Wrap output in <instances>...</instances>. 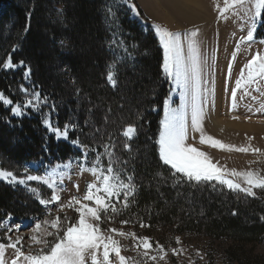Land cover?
<instances>
[{
  "label": "rangeland",
  "instance_id": "obj_1",
  "mask_svg": "<svg viewBox=\"0 0 264 264\" xmlns=\"http://www.w3.org/2000/svg\"><path fill=\"white\" fill-rule=\"evenodd\" d=\"M24 1L26 2L27 0H8L9 3L15 4L24 3ZM175 1L104 0L111 36L107 40L112 59L110 65L114 64L118 73L120 67L135 64L140 53V56L145 55L144 51L146 50H142L139 46L140 44H135L134 41L137 37L132 31H128L126 34L122 33L117 23L123 18L127 19L129 16L128 21L131 22V30H136L139 27L145 32L152 31L159 43V36L153 27L154 24L167 28L174 33H180L183 43L182 55L185 63L190 66L192 63L190 57L193 55L198 56L200 83L198 99L195 102L202 108V132L195 130L191 122L195 90L194 81L191 78L188 80L187 85L184 86L177 83L175 76L168 77L164 73V77L169 81L171 89L170 94L165 99V101H168L167 108L164 102L161 121L165 119L166 111L169 114L173 111L177 114H184L187 126V144L206 153L211 162L218 167L228 170L235 169L238 172L252 170L264 175V80H261L259 83V91L256 90L257 85H243V82L242 87L236 89V82L241 79V71L244 69V65L257 51H264V44L261 43V41H264V38H258L256 36L261 18L257 20L255 25L254 40L249 42L244 37H246L249 28L252 27L250 19L251 12L247 16L242 12L239 17L229 12L227 19L220 18L218 11L214 7V0H207L208 2L211 1V13L209 23L205 24L202 21L203 19L191 21L193 19H189V16L186 14L184 17L183 14L179 15V11H176V8L179 10V7L174 5ZM200 1L203 3V0ZM59 3L56 0L54 5L58 10V14H61L63 2H61V5ZM219 3L223 7V0H219ZM130 5H135L139 15L134 14ZM8 6L7 3L0 4V78L2 75L9 77V82L2 84L3 89L0 88V93L13 103L5 104L2 100L0 101L10 112L11 119L9 123L12 118L24 119L25 117H38L47 130L44 134H48L49 136L54 135L56 139L69 140L75 146V153L67 159L60 161L53 160L52 158H36L17 164L8 161L4 153L0 152V169L12 171L19 178H24L27 175H37L51 177V179L56 181V190L61 199L60 201L45 205L40 203V200H50L53 189L42 182L27 181L26 185H20L0 179V184L12 187L20 197L31 200L36 206H38V203L42 207L40 208L38 206L40 208L39 212H37L38 214H31L28 217H18L8 214L6 217L0 218V244L7 245L10 242H15L17 238H20L17 247L25 254H35L42 245L35 243L32 237L43 236L46 231H56L50 227V224H46L45 221H51L59 216L61 217V224L65 227L69 223L75 224L77 222L79 214L71 208L61 210V205L67 204L72 197L82 198L86 194L89 183L95 182L99 185V181H96V178L88 169L93 167L106 168L111 160L121 180L128 183V177H132L131 183L136 185L137 192L142 180L134 169H132L131 164L137 157L135 144L138 140L139 129L135 124L123 123L117 132H109V130H102L101 127L96 128L98 126L96 125L93 132L98 131V134L93 133L89 136V139L93 140L91 146L82 144L79 140H70L69 138L78 132L81 134L80 139L84 135V130L80 129L81 123L79 122V116H76L72 110H69L67 113V106L63 101H54L43 97L31 79L32 72L30 68L23 61L19 62L13 58L14 54L19 50V47L15 43L11 44L12 41L10 39L17 40L19 33H13L14 24L11 15L5 16L9 9ZM50 16L52 17L53 15L49 14ZM192 31H197V35L191 37L195 41L194 53L189 52V37L185 35L186 33L190 34ZM62 44L68 46L67 41L62 42ZM160 46L163 49L161 43ZM9 57H11L15 67L4 68L3 63ZM61 69L63 71V68ZM108 69L109 66L107 72ZM67 72L69 73V70L64 69V73ZM224 75L226 76L225 78H223ZM244 75H247L246 70ZM71 77L68 76L69 81L73 83L74 81ZM116 79V87H113L107 81L112 88L118 87V75ZM223 79L226 80L224 83V91L222 92L220 90L219 92ZM7 85H10L8 90H6ZM246 88L247 94L245 92ZM234 89H236L235 101L232 98V91ZM29 100L32 101L31 105L27 104ZM215 102L220 103L223 107L222 118L226 120V125L223 126V129L216 128L215 126L217 119L214 118L218 115L217 109L214 112ZM18 105L22 110L21 115H15L11 111L12 108ZM45 121H47V124ZM104 122L105 124H110V119L104 118ZM48 124H51L52 128H59L62 131L67 125V138L63 136L58 137L48 127ZM90 125L89 119L85 126L88 128ZM128 125L135 126L137 130L131 140L123 136V131ZM93 126L91 125V128ZM161 130L162 125L160 132ZM190 130L195 132L196 138L190 136ZM202 134L205 138L210 136L222 142L224 145L234 146L235 148L249 147L251 149H259L260 152L229 151L218 146L213 147L209 143L202 144L200 142ZM74 141L77 143H74ZM125 144H128L129 147H125ZM109 153L112 155L109 156ZM97 159L100 161L99 164H97ZM65 165L70 166L64 167ZM163 172L162 178L166 180L170 176L168 178L175 187L181 185L184 188L186 185H189L194 189H204L224 201H233L240 207H255L256 211L259 212L258 217H260L261 222H264V219H262L264 217V190L254 189L256 196L252 197L239 191L230 190L216 181L189 182L180 173L173 175L174 170L171 172H165L163 170ZM229 178L241 183L242 186H246L240 177ZM189 183H193V185ZM197 186L203 188H196ZM30 189H35V193L30 191ZM134 197H129V207L127 209H123L118 204L117 206L121 207L122 210L114 215L109 213L112 218H105L100 224L105 235L110 234L107 232V229L115 228L125 233H135L136 237L149 238L152 248L147 251L149 257H157L155 261L144 256L145 249L137 247L139 240L133 239L130 236L122 237L114 233L112 234L115 239L120 241L121 255L128 258L127 264H264V231L253 242L239 243L227 237L216 238L206 233L180 230L178 223L175 225L152 223L151 220L142 217L141 213L133 206L131 200ZM113 202H115V198H113ZM84 203L91 204L88 201H84ZM65 216L70 219L65 221L63 219ZM122 221H128V223H121ZM93 222L95 223V221ZM141 224L144 227H141ZM37 225L41 226L38 232L36 231ZM44 238L49 242L53 239L52 237ZM177 238H179V243L177 242ZM157 244L163 247V253L159 252ZM173 249L176 250L175 254L172 251ZM102 254L103 249L101 248L98 253L100 259H102ZM160 255H165V258L163 260L159 259ZM14 258L15 250L6 248L3 257L5 264H11ZM110 260L112 264H119L115 254L111 252ZM18 264H26L23 257L20 258Z\"/></svg>",
  "mask_w": 264,
  "mask_h": 264
},
{
  "label": "trees",
  "instance_id": "obj_2",
  "mask_svg": "<svg viewBox=\"0 0 264 264\" xmlns=\"http://www.w3.org/2000/svg\"><path fill=\"white\" fill-rule=\"evenodd\" d=\"M55 1L27 0L15 4L0 0V4L9 5L5 16L11 15L13 33H19L17 40L10 39L11 44L19 47L13 58L30 68L31 79L43 97L63 101L67 113L72 110L79 116L84 135L80 139L78 132L69 139L91 146L93 140L89 136L96 125L104 131L117 132L123 123L135 124L139 129L137 157L131 167L142 182L131 201L142 217L152 223H178L180 230L227 237L239 243L255 241L264 231V222L255 207H240L189 185L175 187L170 176L162 178L163 170L172 171L160 160L157 144L170 84L164 77L163 49L155 34L139 27L131 30L129 16L117 23L123 34L132 31L137 37L135 44L146 51L145 55L139 54L135 64L120 67L118 87L112 88L106 78L112 59L107 45L111 36L104 0H58L60 5L63 2L61 14ZM256 36L264 38V14ZM64 41L68 46L62 44ZM64 69L69 73H64ZM68 76H72L73 83ZM6 82L9 77L2 75L1 89ZM7 86L6 90L10 85ZM104 118L110 119V124H105ZM10 119V112L0 101V152L8 161H60L75 153L69 140L44 134L47 130L38 117L12 118L9 123ZM89 119L92 128L85 126ZM38 206L20 197L12 187L0 184V218L8 214H38Z\"/></svg>",
  "mask_w": 264,
  "mask_h": 264
},
{
  "label": "snow or ice",
  "instance_id": "obj_3",
  "mask_svg": "<svg viewBox=\"0 0 264 264\" xmlns=\"http://www.w3.org/2000/svg\"><path fill=\"white\" fill-rule=\"evenodd\" d=\"M134 14L139 15L135 8V5H130ZM214 7L219 13L220 18L227 19L229 12L234 16H240L241 13L245 16L249 12L252 13L250 19L252 27L247 31L245 40L251 42L254 40V33L256 31L255 25L258 19L264 14V0H223V7H221L219 0H214ZM110 11V10H109ZM153 27L156 30L159 40L164 49L163 59V71L168 77L175 76L177 83L184 86L187 85L188 80L191 78L194 81V95H193V107L191 114L192 126L195 130L201 131V119L202 108L195 101L199 95V83H200V67L198 56L193 55L190 57L192 63L189 66L185 63L183 53V43L180 33H174L167 28H163L158 24H154ZM188 39V49L190 53L195 52V41L191 37L197 35V31H192L190 34L186 33ZM264 44V41H261ZM22 63V62H21ZM4 68H12L15 65L12 63L11 57H9L4 63ZM247 75H244V72ZM117 70L115 65H109L107 72V81L113 86L117 85ZM264 80V51H257L255 55L244 65V69L241 71V79L236 82V89H240L243 85H257L256 90L259 89V83ZM236 89L232 91V98L235 101ZM247 94V88L245 89ZM38 96V94H37ZM0 100L5 104H12L13 102L2 93H0ZM28 105L32 104V101H27ZM168 101H165L167 108ZM15 115H21V107L18 105L11 109ZM47 124V121H45ZM162 130L160 132L159 140V157L164 165L170 166L174 170L173 175L180 173L189 182H211L216 181L220 185L226 186L233 191H239L247 196H256L254 189L264 190V175H261L256 171H244L238 172L235 169H225L218 167L212 163L210 158L203 151L198 150L190 144L186 143L187 140V126L186 117L184 114H177L173 111L169 114L165 112V119L161 121ZM56 135L67 138L68 131L67 125L62 131L59 128H52L51 124H48ZM136 128L133 125H128L124 131L123 136L128 140H131L136 134ZM200 142L209 143L213 147H220L229 151L235 150L239 152L259 153V149H251L249 147L235 148L234 146L224 145L222 142L215 140L212 137H207L202 134ZM74 143H77L74 141ZM125 147H129L125 144ZM112 154L109 153V156ZM100 161L97 159V164ZM65 165L64 167H69ZM83 170V169H82ZM96 181H99V185L95 182L89 183L86 189V194L82 198L72 197L67 204L61 205V210L64 208L74 209L79 218L75 224H67L63 226L61 224V217L57 216L51 221H45L46 224H50V227L55 229V232H45L43 236H33L32 240L42 245L35 254H25L17 247L20 242V238H17L15 242L9 244H0V264H5L3 259L6 248H12L15 250V258L11 261V264H18L21 257L26 264H112L110 260V252L115 254L119 264H127L125 256L121 255L120 241L115 239L113 233L118 236H130L133 239L139 240L137 247L145 249L144 256L155 261L156 256H150L147 250L152 248V244L148 237H136L135 233H125L121 230L110 228L107 229L109 235L104 234V230L101 229L100 224L103 219H111V214H117L123 209L129 207V197H134L136 192V185L131 183L132 177H128V183H125L120 179L119 174L115 171L113 163L110 160L108 166L93 167L88 169ZM229 177H240L243 179V183L246 186H242L241 183L230 179ZM0 179L8 181L13 184L26 185L27 181H40L53 189L50 200H40V203L47 205L51 202L60 201L61 197L58 193L56 181L51 177H42L37 175H27L24 178L17 177L12 171H6L0 169ZM78 187V186H77ZM35 193V189H30ZM122 194V196H121ZM115 198V202H113ZM84 201L91 202L84 203ZM121 205L118 207L117 205ZM235 214V213H234ZM68 221L70 218L65 216L63 218ZM264 219V217H262ZM95 221V223L93 222ZM121 223H128V221H122ZM141 227H144L141 224ZM41 226H36V231L40 230ZM44 237H52V241L49 242ZM179 243V238H177ZM103 249L102 259L99 258L98 253ZM157 249L160 253L164 252L161 245L157 244ZM175 254L176 250H172ZM166 255V254H165ZM165 255H160L159 259L163 260Z\"/></svg>",
  "mask_w": 264,
  "mask_h": 264
},
{
  "label": "bare ground",
  "instance_id": "obj_4",
  "mask_svg": "<svg viewBox=\"0 0 264 264\" xmlns=\"http://www.w3.org/2000/svg\"><path fill=\"white\" fill-rule=\"evenodd\" d=\"M208 1L207 0H203V3H202L200 0H176L174 5L179 7V10H178V8H176V11L177 12L179 11V15L183 14V17H184V15L186 14L187 16H189V19L190 18L193 19L191 21H194L195 19H203L202 21H204L205 24H207L210 21V17L209 16H210V13H211V5H210L211 1L210 2H208ZM184 20H186V19H184ZM187 20H188V18H187ZM226 74L227 73H225V75ZM225 75H224L223 78L226 77ZM227 76H228V74H227ZM225 81L226 80L223 79V81H222V83L220 85V88H219V92H220V90H222V92L224 91V83H225ZM222 108L223 107H222V105L220 103L215 102L214 112L216 111V109H217V112H218V115L216 116V118H214V119H217L216 122H215V126H216V128H219V129H223V126L226 125V120H224V118H222L223 117L222 116V113H223V111H222L223 109ZM190 133H191L190 134L191 137L193 136L194 138H196V134H194L195 132L190 130Z\"/></svg>",
  "mask_w": 264,
  "mask_h": 264
}]
</instances>
